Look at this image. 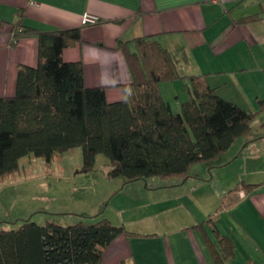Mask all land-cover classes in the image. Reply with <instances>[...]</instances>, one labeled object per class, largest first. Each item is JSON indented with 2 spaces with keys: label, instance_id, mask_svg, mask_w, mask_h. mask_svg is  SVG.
I'll use <instances>...</instances> for the list:
<instances>
[{
  "label": "trees",
  "instance_id": "obj_1",
  "mask_svg": "<svg viewBox=\"0 0 264 264\" xmlns=\"http://www.w3.org/2000/svg\"><path fill=\"white\" fill-rule=\"evenodd\" d=\"M18 16L9 45L35 36L36 61L20 64L13 94L0 96V178L16 172L26 156L50 162L76 147L79 171H91L102 154L107 176L124 182L185 177L190 166L214 160L251 129L253 113L219 96L204 75L183 74L179 60L153 35L134 38L133 51L128 41L117 40L131 79L123 86L125 98L109 102L102 86L85 84L81 61L62 59L64 48L81 42L80 27L41 31L22 23L23 11ZM175 79L186 80L187 95L177 112L158 86ZM259 102L264 107V99ZM255 186L241 181L234 190ZM103 209L69 224L28 217L16 228H1L0 264H101L116 238L137 235L100 217ZM93 216L100 218L83 220Z\"/></svg>",
  "mask_w": 264,
  "mask_h": 264
},
{
  "label": "crops",
  "instance_id": "obj_2",
  "mask_svg": "<svg viewBox=\"0 0 264 264\" xmlns=\"http://www.w3.org/2000/svg\"><path fill=\"white\" fill-rule=\"evenodd\" d=\"M19 11L24 25L41 31L80 27L81 42L64 48L62 59L81 61L85 84L102 86L109 102L125 98L131 79L118 39L133 51L134 38L155 36L183 74L204 75L221 97L242 92L249 72L264 71V58L255 55L264 39V0H0V96L13 94L20 64L36 61L35 36L9 45ZM84 15L97 23L81 25ZM177 80L186 83L168 82ZM174 97L175 110L165 100L178 111ZM262 175L238 180L213 213L119 236L101 264H264V169ZM241 181L257 186L234 190Z\"/></svg>",
  "mask_w": 264,
  "mask_h": 264
},
{
  "label": "rangeland",
  "instance_id": "obj_3",
  "mask_svg": "<svg viewBox=\"0 0 264 264\" xmlns=\"http://www.w3.org/2000/svg\"><path fill=\"white\" fill-rule=\"evenodd\" d=\"M258 54L264 58V39ZM249 77L242 92L223 98L253 113L251 129L214 160L193 164L185 177L124 182L107 176L108 160L102 154L96 155L91 171H79L82 156L78 147L55 155L50 162L26 156L16 172L0 178V229L16 228L28 217L38 224L45 220L69 224L82 220V213L97 214L101 206L100 217L134 232L155 224L171 225L187 215L213 213L238 180L263 176L264 107L259 100L264 99V71L260 76L249 72ZM162 94L173 110L174 96L179 107L187 96L181 80L167 82ZM100 217L83 220L91 223Z\"/></svg>",
  "mask_w": 264,
  "mask_h": 264
},
{
  "label": "built area",
  "instance_id": "obj_4",
  "mask_svg": "<svg viewBox=\"0 0 264 264\" xmlns=\"http://www.w3.org/2000/svg\"><path fill=\"white\" fill-rule=\"evenodd\" d=\"M96 19H94L92 16L90 15H84L82 17L81 23H94Z\"/></svg>",
  "mask_w": 264,
  "mask_h": 264
}]
</instances>
